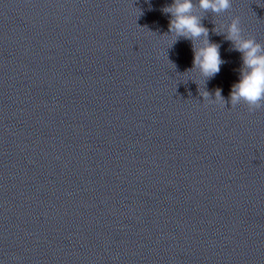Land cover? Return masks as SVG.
<instances>
[{"label": "clouds", "instance_id": "9594fccd", "mask_svg": "<svg viewBox=\"0 0 264 264\" xmlns=\"http://www.w3.org/2000/svg\"><path fill=\"white\" fill-rule=\"evenodd\" d=\"M231 6L232 0H198V4H194L193 0H173L162 9L165 14H171L169 33L176 38L183 37L192 41V69L198 70L206 80L220 71L223 61L220 58V46L207 39L209 30L202 24L203 17L197 15L194 9L199 8L203 13L218 15L229 10ZM242 32L240 17H233L224 35L232 43L233 49L242 54L240 78L239 82L232 85L229 100L224 99L220 89L215 90L214 99L221 106L230 103L235 107L243 103L251 113L264 107V45L258 43L254 37L245 38ZM202 37L201 45L196 46L194 42ZM201 95L205 99L212 96L207 90Z\"/></svg>", "mask_w": 264, "mask_h": 264}]
</instances>
